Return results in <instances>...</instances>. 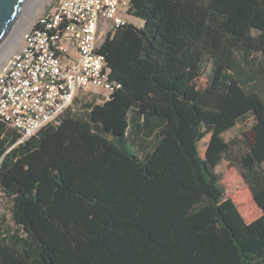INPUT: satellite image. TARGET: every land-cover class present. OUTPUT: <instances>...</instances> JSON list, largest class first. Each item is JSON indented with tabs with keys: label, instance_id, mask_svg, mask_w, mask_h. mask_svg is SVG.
<instances>
[{
	"label": "trees",
	"instance_id": "trees-1",
	"mask_svg": "<svg viewBox=\"0 0 264 264\" xmlns=\"http://www.w3.org/2000/svg\"><path fill=\"white\" fill-rule=\"evenodd\" d=\"M127 14L143 26L99 50L107 98L78 96L83 112L23 142L0 120L15 225L0 220V264H264V52L246 43H264V0H130ZM227 151L262 210L250 224L216 175Z\"/></svg>",
	"mask_w": 264,
	"mask_h": 264
},
{
	"label": "built area",
	"instance_id": "built-area-1",
	"mask_svg": "<svg viewBox=\"0 0 264 264\" xmlns=\"http://www.w3.org/2000/svg\"><path fill=\"white\" fill-rule=\"evenodd\" d=\"M0 68V120L21 142L54 123L83 92H111L105 38L126 26L123 0H51Z\"/></svg>",
	"mask_w": 264,
	"mask_h": 264
},
{
	"label": "rangeland",
	"instance_id": "rangeland-1",
	"mask_svg": "<svg viewBox=\"0 0 264 264\" xmlns=\"http://www.w3.org/2000/svg\"><path fill=\"white\" fill-rule=\"evenodd\" d=\"M123 1L126 4H128L130 0H123ZM51 3H52L51 0H39L40 7H39L38 15L35 16L33 19L26 20L25 21L26 23L23 26H20L18 28L17 33L15 34V38H14L15 43L9 45L7 47L8 49H4V51L1 52L0 68L7 61V59L11 56V54L20 47L22 43L23 32L29 28L31 23L34 20H36V18H38V16L41 13L49 10V8L51 7ZM121 16L129 24H134L137 27L143 26V22L140 19H137L127 14V9L125 7L121 8ZM246 43L249 48L257 51L258 53L264 52V43L258 41L256 38H250L247 40ZM204 82L205 80L201 81V83H204ZM89 95L99 96L101 100V99L107 98L109 95V92L102 91L101 89L95 88V89L83 92L79 96L87 97ZM73 106H74V111L77 113L83 112L84 110V107L80 105V102H77V103L74 102ZM252 122H253V119L251 117H248L234 131L226 134L225 139L229 141L235 137H240L243 132H248L252 125ZM153 123L154 125H158L160 124V121L156 120ZM211 136H212V132L206 129H203V136L200 141V151L202 155H204L207 150L208 144L211 140ZM216 175L218 178L221 179L223 184L226 186L228 198H231L236 203V205L239 208L240 213L245 218L247 223L250 224L262 216L261 210L254 203L252 194L247 184L245 183L243 178L240 176V174L238 173L235 167L234 158L231 152L227 151L220 156L219 162L216 166ZM10 207H11L10 201L0 193V220L4 219L5 221L4 227L15 229V225L13 224V221L11 219Z\"/></svg>",
	"mask_w": 264,
	"mask_h": 264
},
{
	"label": "water",
	"instance_id": "water-1",
	"mask_svg": "<svg viewBox=\"0 0 264 264\" xmlns=\"http://www.w3.org/2000/svg\"><path fill=\"white\" fill-rule=\"evenodd\" d=\"M27 2L28 0H0V47L15 29L20 13ZM254 203L256 204L255 201Z\"/></svg>",
	"mask_w": 264,
	"mask_h": 264
},
{
	"label": "bare ground",
	"instance_id": "bare-ground-1",
	"mask_svg": "<svg viewBox=\"0 0 264 264\" xmlns=\"http://www.w3.org/2000/svg\"><path fill=\"white\" fill-rule=\"evenodd\" d=\"M39 0H28L25 7L23 8L22 12L20 13L19 19L17 21V24L15 26L16 29L12 31V33L7 37V39L3 42V44L0 47V54L4 51V49H8L7 47L11 44L15 43V34L18 31V28L20 26H23L28 19H33L35 16L38 15L39 12Z\"/></svg>",
	"mask_w": 264,
	"mask_h": 264
},
{
	"label": "crops",
	"instance_id": "crops-1",
	"mask_svg": "<svg viewBox=\"0 0 264 264\" xmlns=\"http://www.w3.org/2000/svg\"><path fill=\"white\" fill-rule=\"evenodd\" d=\"M101 103V101H98V104H100ZM262 212V211H261ZM247 222V221H246Z\"/></svg>",
	"mask_w": 264,
	"mask_h": 264
}]
</instances>
